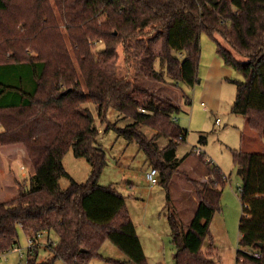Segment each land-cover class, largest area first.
I'll list each match as a JSON object with an SVG mask.
<instances>
[{
  "label": "trees",
  "instance_id": "1",
  "mask_svg": "<svg viewBox=\"0 0 264 264\" xmlns=\"http://www.w3.org/2000/svg\"><path fill=\"white\" fill-rule=\"evenodd\" d=\"M11 1L0 0L1 13L9 9ZM65 6L63 17L72 27L76 64L60 41L58 20L48 9L42 17L48 19L46 29L36 31L37 38L51 42L49 48H35L39 54L31 57L0 45V146L22 145L34 170L31 189L19 185L15 198L0 203V257L16 248L21 229L28 237L46 232L58 239L50 246L51 261L39 263V250L34 248L27 264H54L57 260L90 264L103 258L100 250L106 242L133 264H147L126 198L115 188L99 184L107 155L98 141L100 130L94 115L83 105L89 98L102 122L110 109L133 121L123 129L115 126V131L129 144H137L147 163L158 171L159 184L171 200V178L180 173L176 151L187 137V131L174 121L182 109L167 97L118 77L113 71L118 48H123L126 62L139 65L145 77L167 82L156 68L159 63L174 85L194 87L201 35L206 33L212 39L220 35L247 59L240 62L217 42L218 56L242 77L233 82L237 96L232 113L243 116L248 128L264 138V0H66ZM78 8L81 18L74 13ZM78 18L84 25L74 27ZM38 23L33 27L40 26ZM30 32L36 35L34 30ZM91 37L103 39L105 44L97 58L90 47ZM142 126L152 128L156 135L147 138ZM161 136L170 139L164 149L157 143ZM69 151L91 165L87 182L74 181L66 171L63 159ZM233 155L242 170L239 245L246 250L237 252V264H264V153L238 151ZM200 159L213 178L208 183L192 182L199 200L192 222L185 225L176 209L168 214L175 264H217L211 259L212 244L207 252L203 247L223 196L219 188L227 178L205 157ZM64 177L71 183L66 189L60 186Z\"/></svg>",
  "mask_w": 264,
  "mask_h": 264
},
{
  "label": "rangeland",
  "instance_id": "2",
  "mask_svg": "<svg viewBox=\"0 0 264 264\" xmlns=\"http://www.w3.org/2000/svg\"><path fill=\"white\" fill-rule=\"evenodd\" d=\"M65 1L46 0L45 3V0L41 2L12 0L9 9L6 12H0V45H3L2 48H11L15 53H25L31 57L39 54L34 50L35 48L41 50L49 48L51 42L37 38L38 32L36 31L39 27L40 32L46 29L48 19L42 17L46 16L45 11L48 9L54 14V19L58 20L60 41L64 43L76 64L73 51L74 42L70 34L72 27H68L63 17L66 13ZM61 2H63L62 7ZM79 10L80 8L74 12L77 17H80ZM80 18L77 19L78 24L74 27L84 25L80 23ZM35 22H39L40 26L33 27ZM3 30L13 34L8 36L2 33ZM32 30L36 32V35H29ZM214 36L215 39L206 33L201 35V58L198 67V81L200 82L194 87L184 84L174 85L167 78L165 69L159 63L156 68L166 77L167 82H157L145 77L137 63L131 65V61V63L126 62L127 57L122 47L118 48V59L113 67L118 77H126L137 85L154 92L157 96L167 97L182 109L181 113L176 116L178 120L176 124L187 131V137L176 151L177 159L181 162L180 173L171 178V200H168L164 186L161 184L151 186L146 181V172L149 171L146 165L148 161L144 153L139 151L137 144H129L115 131V126L123 129L133 121L124 120L121 113L110 109L107 118L102 122L96 105L89 98H87L88 102L83 105L94 115L95 125L100 130L98 141L107 155V166L99 178V184L115 188L126 198L129 214L134 218L143 242L147 264H175L176 248L172 243L168 214L176 209L182 222L187 226L194 218L199 200L196 194L197 187L192 182L206 183L202 180H205L204 177L207 174L204 162L195 153L192 154L196 150L205 152L207 160L211 161L213 166L218 165L227 178L225 185L219 188L223 196L219 202V210L216 211L211 222L210 237L203 251L207 252L212 244L214 255L211 259L217 264H237V252L246 251L239 245V224L243 212L240 200L243 180L239 174L240 168L234 162L233 154L238 151L263 154L264 139L248 128L243 116L232 113L237 96L236 85L233 82L241 80L242 77L237 71L228 68L218 56L217 42L230 52L233 51L220 35L215 34ZM91 39L92 37L89 39L90 47L97 58V55L105 48V44L103 39ZM5 40L7 44L4 43ZM1 50L0 48V53ZM234 55L241 60L240 62L247 61L237 53ZM82 86L86 90L83 81ZM217 119L221 121L220 125H216ZM109 126L111 129L107 130ZM141 130L149 139L156 135V131L150 127L144 126ZM169 142L170 139L165 136L159 137L157 141L160 149L168 147ZM0 162L4 176V182L0 183V203H4L18 195L19 185L31 189L30 177L33 174V166L28 157L22 161L24 171L20 168L21 164L12 159L8 160L1 156ZM63 165L74 181L85 183L89 180L92 167L87 159L76 158L73 152L69 151L63 159ZM210 176L213 178L211 174ZM3 183L6 185L5 188L2 187ZM70 184L69 178L60 179L62 189L68 188ZM146 209H148L147 214H145ZM19 234L20 245L16 250L2 256L0 264H27L29 239L21 229ZM50 237L54 243L58 242L56 235L50 234ZM47 238L48 235L40 238V241L44 243ZM48 251L47 253L44 250L41 252L42 262L51 261L54 258L52 251ZM100 253L101 257L105 258L104 261L94 259L90 264H133L111 242H106ZM54 264L66 263L57 260Z\"/></svg>",
  "mask_w": 264,
  "mask_h": 264
},
{
  "label": "crops",
  "instance_id": "3",
  "mask_svg": "<svg viewBox=\"0 0 264 264\" xmlns=\"http://www.w3.org/2000/svg\"><path fill=\"white\" fill-rule=\"evenodd\" d=\"M232 50V49H231ZM233 52H232V54L234 55V53H236L234 50H232ZM236 55H234V57H235ZM236 59H238L237 57H235ZM239 60V59H238ZM239 61H241V60H239ZM177 122H178V120H177ZM217 125V124H216ZM144 126H142V128H143ZM142 128H140V130L142 129ZM184 129V128H183ZM1 132H3V127H2V125L0 124V133ZM156 134V133H155ZM154 134V135H155ZM264 139V138H263ZM139 148V147H138ZM197 149V148H196ZM201 151V150H200ZM141 152V151H140ZM202 152V151H201ZM194 153V152H193ZM192 153V154H193ZM202 154L204 155V157H205V159H206V153L204 152H202ZM194 155V154H193ZM6 157L8 160L9 159H12V160H14V161H17V163H20L21 164V166H20V168L24 171L25 170V167L23 166V164H22V161L26 158V157H28L27 156V154H26V151L24 150V148L22 147V145H20V144H12V145H7V146H0V157ZM147 163V162H146ZM212 163V162H211ZM205 164V163H204ZM146 165H148L147 167H148V170L151 168V166H149V164L147 163ZM215 166H217V167H219L218 165H215ZM205 167H206V172H207V174L205 175V177H204V179L205 180H202L203 182L204 181H206V183H208L211 179V176H210V174H208V169H207V166H206V164H205ZM220 168V167H219ZM147 170V171H148ZM220 170L222 171V169L220 168ZM34 171V170H33ZM223 172V171H222ZM147 173V172H146ZM24 175V174H23ZM1 182H4V176H3V173H2V163L0 162V183ZM5 184L3 183L2 184V187L3 188H5ZM19 189V188H18ZM195 200V199H194ZM199 205V204H198ZM146 208V207H145ZM148 213V209H146V213L145 214H147ZM132 219H133V221H134V218L132 217ZM134 224L136 225V223H135V221H134ZM136 230H137V233H138V236H139V238L141 239V236H140V234H139V232H138V228H137V225H136ZM46 235H48V238H47V240H45L44 241V243H42L41 241H40V238H42V237H45ZM27 236V235H26ZM27 238L29 239L30 237H28L27 236ZM57 242H55L54 243V241H53V239L50 237V234L49 233H42L41 235L39 234V236H37L36 237V246H35V248H37V250H39L38 251V260H39V263L40 262H42V258H41V256H40V254H41V252L44 250L45 251V253H47V252H49L48 250H50L51 251V249H50V246L51 245H54V244H56ZM141 243H143L142 242V239H141ZM20 245V242H19V244L16 246V248L14 249V250H16L17 249V247ZM143 245V244H142ZM44 246V247H43ZM144 248V247H143ZM145 250V249H144ZM13 251V250H12ZM53 252V251H52ZM5 255H7V254H5ZM5 255H3V256H5ZM27 256H28V250H27ZM2 257V256H1ZM1 257H0V259H1ZM104 259L105 258H99V260H101V261H104Z\"/></svg>",
  "mask_w": 264,
  "mask_h": 264
},
{
  "label": "built area",
  "instance_id": "4",
  "mask_svg": "<svg viewBox=\"0 0 264 264\" xmlns=\"http://www.w3.org/2000/svg\"><path fill=\"white\" fill-rule=\"evenodd\" d=\"M143 112H145L144 110H142ZM174 121H177V118H174ZM221 121L219 119L216 120V124L217 125H220ZM195 154L199 157L203 156L204 155L202 154V152L200 150H196L194 151ZM206 161L207 162H211L209 160H207L206 158ZM146 181L148 183L151 184V186H156L159 184V173L156 169L154 168H150L149 171L146 173ZM36 246V237H30L29 238V248H28V253L30 252H33V249L35 248ZM20 252V251H19ZM257 259L261 258V254L260 253H255L253 254Z\"/></svg>",
  "mask_w": 264,
  "mask_h": 264
},
{
  "label": "water",
  "instance_id": "5",
  "mask_svg": "<svg viewBox=\"0 0 264 264\" xmlns=\"http://www.w3.org/2000/svg\"><path fill=\"white\" fill-rule=\"evenodd\" d=\"M198 82H200V81H198ZM241 173H242V170L241 169H239V174L241 175ZM263 245H259V247L261 248Z\"/></svg>",
  "mask_w": 264,
  "mask_h": 264
}]
</instances>
